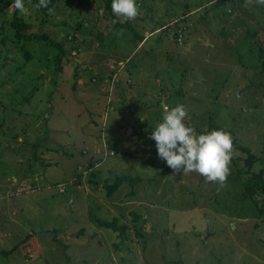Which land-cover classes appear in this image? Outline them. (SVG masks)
<instances>
[{"label":"rangeland","instance_id":"obj_1","mask_svg":"<svg viewBox=\"0 0 264 264\" xmlns=\"http://www.w3.org/2000/svg\"><path fill=\"white\" fill-rule=\"evenodd\" d=\"M23 3L15 46L14 6L0 12V264H264V194L250 209L228 179L174 172L151 138L183 104L197 134L220 126L256 156L250 178L264 168V3L136 0L131 19L106 0ZM246 157L233 148L227 176ZM119 176L140 181L107 196ZM113 217L130 228L119 250L96 222Z\"/></svg>","mask_w":264,"mask_h":264},{"label":"clouds","instance_id":"obj_2","mask_svg":"<svg viewBox=\"0 0 264 264\" xmlns=\"http://www.w3.org/2000/svg\"><path fill=\"white\" fill-rule=\"evenodd\" d=\"M20 12L24 11L23 0H13ZM264 3V0H260ZM47 0H38L34 7H45ZM112 11L126 19L138 15L136 0H111ZM187 110L176 104L166 110L161 121L151 132L157 155L174 172L195 171L208 181L223 182L229 172L232 156L231 134L223 129H212L197 134L183 121Z\"/></svg>","mask_w":264,"mask_h":264},{"label":"trees","instance_id":"obj_3","mask_svg":"<svg viewBox=\"0 0 264 264\" xmlns=\"http://www.w3.org/2000/svg\"><path fill=\"white\" fill-rule=\"evenodd\" d=\"M220 1H223V0H220ZM37 2H38V0H32L33 5H35ZM54 2H55V0H47V5L45 7H39V8L46 11L47 9H49L54 4ZM10 5L14 6L13 0H0V12L4 11ZM105 5H106L105 8L107 10L111 9V0H106ZM19 12H20V10L16 9L14 6L13 16H12L11 20L9 21V27L13 31V34H12L13 44L16 43L14 41H18V40H21L24 38H28L27 35L25 34V32L27 30H29V28H30V25H29L30 23L22 20V18L19 15ZM117 25L124 26L125 24L124 23L121 24V22H120V23H117ZM4 40H5V38H3L2 41H4ZM14 46H15V44H14ZM13 48H16V47H13ZM19 49L21 52H23L24 57H25V54L27 53V51L25 50V46L21 45V48L19 47ZM5 52L12 53V50L10 48H6ZM214 129H222V128L220 126H216ZM233 148L236 150H239L240 152L247 153V157L243 159V162H244L243 165H241L239 163L237 165V162L234 163V169H235L234 175H233V177L227 176L226 179L230 180V182H232V184L235 185V187L237 185L238 189H240L242 191V194H244V193L246 194L245 199H247L248 206L250 207V204H252V209H255L258 206V202H257V200H255L254 197L258 196V193L260 195L264 194V168H262L261 170H259V172L256 173V175H255L256 177L253 176V178H250L249 172H251V170H252V164L257 161L256 156L253 155L252 152L250 150H248L247 148H245L244 146L239 145L238 142L232 138V149ZM128 155H130V154H128ZM237 160H238V162H240V160H242V159L239 157ZM243 167H245L247 169V173L249 175L248 178H247V173L244 172L245 168H243ZM244 174L246 175V177L244 176ZM138 180L140 181V179H138L137 177L132 178L130 176L116 177L115 180L111 184L106 185V194H107V196L110 197L125 182L126 183L129 182L130 186L134 187L135 183ZM231 187H232V185H231ZM249 198H250V200H249ZM261 207L262 208H260L258 213L253 212L252 214L255 216H261L262 217V214L264 213V210H263L264 209V198H263V201L261 202ZM250 209H251V207H250ZM249 211L248 210L245 211L244 214L249 215L250 213H246ZM261 212H263V213H261ZM132 216H133V222H137L138 219L140 218V216L136 215L135 213H133ZM96 222H97L99 227H104L106 229H109V230L117 233L116 236L119 239V242L113 243V248L115 250H119L120 245L124 241H126L129 237L130 228H129L128 224L119 223L116 217H113L111 220H97ZM63 247H62V249H63ZM64 249H65V247H64ZM10 252H12V250Z\"/></svg>","mask_w":264,"mask_h":264},{"label":"crops","instance_id":"obj_4","mask_svg":"<svg viewBox=\"0 0 264 264\" xmlns=\"http://www.w3.org/2000/svg\"><path fill=\"white\" fill-rule=\"evenodd\" d=\"M235 7V6H234ZM157 30V29H156ZM163 32H161L160 33V36H159V39H161V38H163V35H165V34H163ZM143 41V38L141 37V39L139 40V43L138 44H140L141 42ZM116 178V177H115ZM18 179V178H17ZM38 181V179L37 178H32V179H30V180H27V184H28V186L30 187V188H32V190H34L33 189V187H35L34 186V184L36 183ZM108 185V184H107ZM14 186V185H13ZM6 187V186H5ZM8 187V186H7ZM57 188H58V186H56ZM62 190H61V188H59L60 190H58L59 192L58 193H64L65 192V185L63 184L62 186ZM8 188H10V187H8ZM104 188L106 189V185L104 186ZM118 190V189H117ZM25 191V190H24ZM31 191V190H30ZM115 193V192H114ZM113 193V194H114ZM112 194V195H113ZM133 214V212L131 213V215ZM136 214V213H135ZM136 215H138V214H136ZM141 216V215H140ZM133 217V216H132ZM104 220H106V219H104ZM74 226L73 225H71L70 226V228L68 229V231H70V230H74V228H73ZM100 228H103V229H105V230H109V229H106V228H104V227H100ZM207 231L209 230L208 229V226H207ZM13 230H11V228H9V227H6L4 230H2V231H0V236H1V238H2V240H5V241H10L9 240V237H10V232H12ZM111 231V230H110ZM33 232V231H32ZM75 233L73 234V235H70L71 237H73V241H74V239H75V237L77 238L78 236H81V235H83V230H79V231H74ZM34 233V232H33ZM112 233L114 234L115 232H113L112 231ZM116 235H117V233H115ZM114 234V235H115ZM34 234H26V236H25V238H24V240L26 241V239H27V236H33ZM115 235V236H116ZM208 236V235H207ZM71 243V242H70ZM70 243H68V242H66V241H64V243L63 242H60V244L62 245V246H64V245H66L67 246V250H69L70 248ZM27 245H29V242L27 243ZM61 245H59V246H61ZM13 249V252L11 253L10 251ZM23 249V247L20 245V247L18 248V244H12L11 246H9L4 252L5 253H7V255H8V257H10V258H17V259H19L20 260V262L21 263H23V261H26L27 263H29V260H26V259H24V258H22V257H20V255H19V252H20V250H22ZM7 251V252H6ZM82 255V254H81Z\"/></svg>","mask_w":264,"mask_h":264},{"label":"water","instance_id":"obj_5","mask_svg":"<svg viewBox=\"0 0 264 264\" xmlns=\"http://www.w3.org/2000/svg\"><path fill=\"white\" fill-rule=\"evenodd\" d=\"M126 127H127V129H128V132H129V130H130V127H128L127 125H126ZM208 235V234H207Z\"/></svg>","mask_w":264,"mask_h":264},{"label":"built area","instance_id":"obj_6","mask_svg":"<svg viewBox=\"0 0 264 264\" xmlns=\"http://www.w3.org/2000/svg\"><path fill=\"white\" fill-rule=\"evenodd\" d=\"M111 154H113V152Z\"/></svg>","mask_w":264,"mask_h":264}]
</instances>
